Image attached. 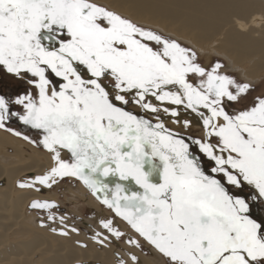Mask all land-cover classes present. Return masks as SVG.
<instances>
[{"label": "snow or ice", "instance_id": "obj_1", "mask_svg": "<svg viewBox=\"0 0 264 264\" xmlns=\"http://www.w3.org/2000/svg\"><path fill=\"white\" fill-rule=\"evenodd\" d=\"M133 2L0 0V132L48 160L16 187H82L114 264H264V91ZM29 208L80 235L57 201Z\"/></svg>", "mask_w": 264, "mask_h": 264}, {"label": "bare ground", "instance_id": "obj_2", "mask_svg": "<svg viewBox=\"0 0 264 264\" xmlns=\"http://www.w3.org/2000/svg\"><path fill=\"white\" fill-rule=\"evenodd\" d=\"M121 10L215 48L255 84L264 80V0H134ZM47 164L44 153L0 132V264H114L111 250H100L88 240L97 227L96 217L108 213L82 187L67 189L71 193L65 196L73 206H80L72 219L86 228L80 229V235L64 238L39 226V214L29 208L30 202H59L58 196L21 190L16 182L41 172ZM83 203L95 214L88 222L83 221ZM78 240L89 247L80 248ZM141 258L144 264H155Z\"/></svg>", "mask_w": 264, "mask_h": 264}, {"label": "rangeland", "instance_id": "obj_3", "mask_svg": "<svg viewBox=\"0 0 264 264\" xmlns=\"http://www.w3.org/2000/svg\"><path fill=\"white\" fill-rule=\"evenodd\" d=\"M256 86H257L258 91H264V80H262L259 83H256ZM77 188H78V186L73 187L71 185H65L62 188L57 189L56 191H48V190L45 189L44 190V194H48L49 192H52L53 194H55L56 196H58V198H59V202L58 203L66 210L64 212V214L67 215L68 217H70L69 221L71 222V225H73V226H79V229L85 230L86 228L84 226H81L80 227V224L78 222H75V221L72 220L73 217L75 216V214L77 213V212H74V211H77L76 208H78L80 206L79 205L73 206L71 202H68L67 200H65V196H70V193H71L67 189H72L73 190V189H77ZM81 207H82V210H83L82 211V213H83V216H82L83 217V221L88 222L89 219H91V218L94 219V217H95L94 215L95 214H92L89 211V209L85 205V203L81 204ZM39 217L40 216H38V218Z\"/></svg>", "mask_w": 264, "mask_h": 264}, {"label": "flooded vegetation", "instance_id": "obj_4", "mask_svg": "<svg viewBox=\"0 0 264 264\" xmlns=\"http://www.w3.org/2000/svg\"><path fill=\"white\" fill-rule=\"evenodd\" d=\"M61 210L63 211V212H65L66 210L61 206Z\"/></svg>", "mask_w": 264, "mask_h": 264}]
</instances>
